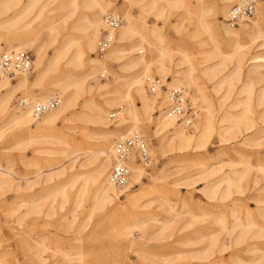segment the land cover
<instances>
[{
	"label": "rangeland",
	"instance_id": "374dc122",
	"mask_svg": "<svg viewBox=\"0 0 264 264\" xmlns=\"http://www.w3.org/2000/svg\"><path fill=\"white\" fill-rule=\"evenodd\" d=\"M107 1L112 2L109 14H120L124 20L123 13L130 11L139 21L138 29L161 27L170 54L164 64L165 73L173 81L171 88L177 84L186 87L190 103L196 98L202 107L209 105L203 95L208 97L216 124L214 134L206 146L199 142L201 148L196 147L195 141L189 147L166 144L161 150V139H171L175 130L170 128L162 136L156 134V116L161 114L158 104L150 119L142 111L136 135L148 140L152 161L133 164L132 173L136 168L143 171L141 182L112 204L97 208L95 186L86 179L108 159L104 181L107 180L113 160L110 147L130 126H119L120 116H109L120 105L127 108L126 102L107 101L113 96L121 97L143 74L139 51L129 52L139 42V36L134 38L136 43L124 45L126 54L119 61L108 60L105 67L109 76H99L107 88L82 94L54 129L40 131L34 123L36 135L28 139L25 129L9 124L1 115L0 128L4 130L0 169L6 175L0 180V264H264V60L259 65L251 63L254 56L264 57V38L249 46L238 72L239 61L228 56L233 46L223 30V8L229 10L237 0ZM154 3L156 10L163 11L159 16L156 10L149 9ZM145 5L149 6L147 15L141 19ZM62 7L65 6L60 3L32 8L30 17L44 11L46 17L56 16L49 11L57 8L58 13ZM203 10L220 35L223 54H213L211 44L205 46L190 35H183L185 30H195L190 17H199ZM65 11L68 15L69 8ZM69 19V32L79 36L81 32L73 28L75 18ZM251 19H256L255 14L245 24L252 25ZM261 23L264 37V19ZM38 25L36 21L33 26ZM235 29L243 32L242 26ZM8 32L0 29L1 46H6L3 39ZM199 39L204 42L205 38ZM250 41L248 36L242 39L243 43ZM150 49L145 48L148 60ZM24 50L30 51L35 61L33 47ZM107 52L97 51L85 61L89 63L91 57L103 59ZM48 53L51 55L53 49L48 48ZM131 61L137 65L131 67ZM192 68L191 75L198 86L189 85ZM59 69L63 72L56 75V80L78 73L66 61ZM35 75L30 73L32 81ZM153 76L164 81L159 73ZM18 79L12 80L17 83ZM51 81L48 78L44 83ZM167 88L164 87L166 91ZM42 90L43 86H38L28 93L40 98ZM28 93L15 95L13 111L22 109L17 100L28 99ZM134 103L141 111L142 102L136 94ZM191 106L193 113L192 103ZM98 108L104 111L106 130L101 127ZM245 111L251 119L243 116ZM195 123L196 119L186 129ZM103 150L105 153H100ZM229 177L234 179L232 183L226 181ZM229 185L230 195L224 194ZM63 191L67 196H63Z\"/></svg>",
	"mask_w": 264,
	"mask_h": 264
},
{
	"label": "bare ground",
	"instance_id": "6f19581e",
	"mask_svg": "<svg viewBox=\"0 0 264 264\" xmlns=\"http://www.w3.org/2000/svg\"><path fill=\"white\" fill-rule=\"evenodd\" d=\"M261 2L262 1L258 3L257 10L255 12L256 19H251L252 25L245 24L246 21L251 17H249L245 22H240V25L238 27L242 26L243 32L235 29L238 27H230L226 23L227 21L225 22V20H228L229 18L230 9L228 10L227 7L223 8L224 34L230 38L232 42L231 44L233 46V52L227 55L229 57H236L238 59V72L241 70V62L243 61L247 50H250L249 46L252 43L257 42L258 39L261 38L262 40L264 38L263 32L261 30V22L264 19V3L261 4ZM60 3L65 6L60 8L61 12H56L58 7L56 8V10L53 9L49 11V13L54 12L56 16L46 17L47 11H44L42 12V14L39 13V15L37 16L30 17V9L32 8H47L51 4L58 5ZM111 7L112 2L107 0H0V29L6 28L9 31L8 36L3 39V42L6 43V46L0 45V48L7 51H19L26 49L27 46L33 47L35 52V61L33 62L34 66L32 73H36L34 81L30 79V74L19 73L14 77L16 80L17 78H19L17 83H14V81L12 80L14 78H4L0 80V116L3 115L4 117H6V119H8L9 121V124H14L25 129L28 139H31L33 138L32 136L36 135V132L33 129L34 123H36L37 125L36 129L40 131L54 129L57 125L58 120L72 106L76 104L82 94L86 92H97L98 90L107 88L106 84L101 83V81L99 80V76H102V74L105 73L106 77L109 76V70L105 67L108 60L119 61L126 54V48L124 47V45L129 42L136 43L134 42V38L139 36L140 44L138 42L132 45L129 52L132 50L139 51L137 54H140V62L143 63V74L142 76L134 79V82L131 84V86L128 87V91H126L121 97H119V95L113 96L107 101V104H109L118 100H124L127 104V108H125L124 105H120L117 112L109 114L110 118L114 116V119L120 116L119 126H126L130 123L129 128L125 130L124 133L120 134V139H123L125 137L127 138L137 136L136 134H138L139 132V123L141 122V112L143 111V114H146L147 118L150 119L152 114L155 112V107H157L158 104V111H160L161 114L156 116V134L158 133L159 136H162L165 133L169 132L170 128H174L175 130L171 139H169V137H166V139H161V150H164L166 148V144L169 145L171 143H179L180 145H186L189 147L193 142L197 141V148L202 147L199 142H204L203 146H206L208 141L212 138L216 129L215 120L213 118V109H211L210 100L208 99V97L203 95L204 101L209 104L208 107H202L196 98H192L191 103L193 104L194 108L192 118L193 120L196 119V123L190 129H186L187 126H185L183 123H178L180 121H178L177 118L169 117L166 113V108L169 106L168 94L172 89L171 86H173V81H170L169 77L165 73L164 63L166 58L170 54L165 45L164 32L160 29L161 27H158L156 25L157 27H154L150 30H146L145 28L138 29V19H136V17L132 15L130 11H125L123 13L125 22L123 23L124 20L122 18V24L118 28H110L105 22V17L109 15ZM147 7L149 6L145 5L142 8L141 19H145L147 15ZM67 8H69V14L65 15V10ZM149 9L152 11L156 10V3L152 4ZM161 12L163 11L159 9L156 10L157 16H159ZM70 17L75 18L73 28L81 32L79 36H73V34L69 32ZM190 18L191 24L194 25L195 30L191 33L188 30H185L183 31V35H186L188 37L190 35L191 39H197L199 41V44L202 43L205 46L211 44V51L213 52V54H223L218 39L220 35L206 19L205 10H203V13L199 17ZM36 21L39 22V25L35 28L33 25ZM175 28L182 32L179 29V26L176 25ZM102 29H104L103 33H101ZM107 31H109L115 37V42L109 49L103 52L104 54L109 50L105 55V58L101 59L97 57H91L89 59V63H86L85 60L87 56H89L90 54H94L97 51L99 52V49H97L99 48V41ZM99 35H101L100 39L98 38ZM246 36H248L251 40L249 43L242 42V39H244ZM200 37L205 38L204 42H200ZM1 42L2 38L0 37V44ZM146 47L151 48L149 60L144 55L146 52ZM48 48L53 49V53L51 55H49L48 53ZM70 53L72 55L68 58V55ZM184 58L188 59V55L184 54ZM262 59L264 60V57L254 56L252 57L251 63L254 65H259ZM64 61H66L67 66H73L78 73H76L75 75L63 76V78L60 77L61 79L56 80V75H60L63 72L61 71V69H59V66ZM130 64L131 67H134L137 65V62L131 61ZM154 68H157L158 71H156ZM193 70L194 69L192 68L189 73V85L198 86L197 84H195L194 77H192L191 75ZM153 73H159L164 78V81L159 76H153ZM51 74L55 75V77H52ZM143 77H145L144 80ZM155 77H159L165 87L168 86L167 91L164 88H160L156 93L149 92V82ZM48 78L52 80L51 83H44V81ZM178 83H181V80H178ZM38 86H43V90L40 94L41 97L35 98L33 97V95L28 93V91L33 90L36 87L38 88ZM173 88L182 87L180 84H177L176 87ZM197 88L198 91L202 92V89L200 87ZM184 89L186 91V87ZM251 89L252 87L250 85V88L248 90L249 94H251ZM21 91H27V98L32 103H37V99L41 100V102H45L49 100L50 97L54 98L56 96H60L62 98V103L58 108L42 115L43 117L36 118L30 108L21 107L22 109L14 111L13 109H11L15 95H17ZM162 93H164L165 95L162 96ZM117 94H119V91ZM135 94L139 96L142 102L141 111H139L135 107ZM158 99H161V101L159 102ZM162 110H165V114L164 112L162 113ZM98 116L100 118L102 129H108V123L106 121L104 111L101 108H98ZM243 116L251 119L248 111L243 112ZM3 130L4 127H1L0 140L3 138ZM109 134L112 135L114 133L111 132ZM120 139L116 140L118 141ZM110 149L113 152V159L115 155V145L112 148L110 147ZM100 153L104 154L105 152L103 150L100 151ZM107 161L109 160L107 159L106 163ZM106 163L103 162L95 167L92 172V176L89 177V179H86V182L88 180L95 186L96 206L100 209L107 204H112L115 200L119 199L120 196H123L130 192L135 183L141 182L143 175V171L140 168L134 169L130 177L131 181L129 180L128 184L125 187L121 186L124 188L118 189L120 187L112 185L109 181L111 167L109 169L107 180L104 181L105 172L107 169ZM129 164L132 170L133 164L140 165L142 163L138 162L137 160H130ZM5 175L6 174L3 172V169H0V180H2ZM233 180L234 179L231 177L226 179V181H228L229 183H232ZM231 185L228 186L224 194L230 195ZM216 193L217 191L214 192V194ZM63 196H67L66 191H63ZM239 203L241 202H237V204Z\"/></svg>",
	"mask_w": 264,
	"mask_h": 264
},
{
	"label": "built area",
	"instance_id": "2783aa9c",
	"mask_svg": "<svg viewBox=\"0 0 264 264\" xmlns=\"http://www.w3.org/2000/svg\"><path fill=\"white\" fill-rule=\"evenodd\" d=\"M260 0H239L235 2L229 12L227 24L230 27H238L240 22H245L249 17L254 16ZM105 22L110 28H118L122 24L120 14H109ZM115 42V37L105 32L99 41V52L103 53ZM34 57L28 50L7 51L0 48V80L14 78L16 74H30L33 70ZM106 78V73L102 74ZM165 85L159 77L150 80L148 90L156 93ZM169 106L166 113L169 117L177 118L185 126L193 124L192 106L184 88H172L168 94ZM17 103L20 107L30 108L35 117H40L56 108L62 103V98L56 96L45 102L32 103L25 98H19ZM114 118V116L112 117ZM130 160H137L140 163L148 164L152 161L149 149V142L144 136L125 137L115 144V155L112 161L109 181L112 185L121 187L128 184L132 170Z\"/></svg>",
	"mask_w": 264,
	"mask_h": 264
}]
</instances>
